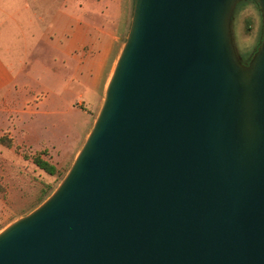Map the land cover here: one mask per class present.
<instances>
[{"label": "water", "instance_id": "water-1", "mask_svg": "<svg viewBox=\"0 0 264 264\" xmlns=\"http://www.w3.org/2000/svg\"><path fill=\"white\" fill-rule=\"evenodd\" d=\"M134 0L102 108L56 190L0 232V264H264V0Z\"/></svg>", "mask_w": 264, "mask_h": 264}, {"label": "rangeland", "instance_id": "rangeland-1", "mask_svg": "<svg viewBox=\"0 0 264 264\" xmlns=\"http://www.w3.org/2000/svg\"><path fill=\"white\" fill-rule=\"evenodd\" d=\"M133 5L134 0L132 3L121 0L118 20L121 34L109 58L110 69H106L104 81L108 77L109 82L126 42ZM231 30L238 56L252 57L263 32L262 14L254 0L242 1L236 6ZM27 53L26 58L19 59L22 62L20 73L17 72L19 88L2 100L5 105H0V136L8 138V131L13 132L11 147L0 144V232L35 210L60 185L91 132L104 101L95 104L94 96L72 79L48 43L34 42ZM6 108L14 112L9 113ZM36 156L55 165L57 174L50 176L39 169L33 163Z\"/></svg>", "mask_w": 264, "mask_h": 264}, {"label": "crops", "instance_id": "crops-1", "mask_svg": "<svg viewBox=\"0 0 264 264\" xmlns=\"http://www.w3.org/2000/svg\"><path fill=\"white\" fill-rule=\"evenodd\" d=\"M120 12L121 0H0V105L19 88V59L37 41L48 43L72 79L102 103L108 84L103 75L121 34Z\"/></svg>", "mask_w": 264, "mask_h": 264}, {"label": "trees", "instance_id": "trees-1", "mask_svg": "<svg viewBox=\"0 0 264 264\" xmlns=\"http://www.w3.org/2000/svg\"><path fill=\"white\" fill-rule=\"evenodd\" d=\"M12 140L11 138H7L5 135L0 136V144L5 145L6 147H11ZM33 163L42 171L47 173L50 176L57 174V168L55 165L49 163L48 161L42 159L39 156H36L33 158ZM47 194V193H46ZM50 194H47V197H49Z\"/></svg>", "mask_w": 264, "mask_h": 264}, {"label": "flooded vegetation", "instance_id": "flooded-vegetation-1", "mask_svg": "<svg viewBox=\"0 0 264 264\" xmlns=\"http://www.w3.org/2000/svg\"><path fill=\"white\" fill-rule=\"evenodd\" d=\"M240 58V57H239ZM240 60H241V62L243 63V64H247L250 60H251V57L250 58H247V59H242V58H240Z\"/></svg>", "mask_w": 264, "mask_h": 264}]
</instances>
